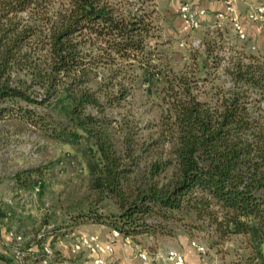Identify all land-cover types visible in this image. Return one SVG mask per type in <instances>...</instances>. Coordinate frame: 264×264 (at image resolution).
Segmentation results:
<instances>
[{"label":"trees","instance_id":"trees-1","mask_svg":"<svg viewBox=\"0 0 264 264\" xmlns=\"http://www.w3.org/2000/svg\"><path fill=\"white\" fill-rule=\"evenodd\" d=\"M158 13L156 0H0V121L81 147L93 200L60 226L134 238L200 221L219 239L242 236L243 264H264V50H245L246 35L232 48L218 26L199 41L204 58L193 51L176 69L157 50ZM139 85L159 106L147 143L160 149L148 158L113 137L114 113ZM42 176L33 166L10 179L28 193ZM108 200L112 209L95 205Z\"/></svg>","mask_w":264,"mask_h":264},{"label":"rangeland","instance_id":"rangeland-1","mask_svg":"<svg viewBox=\"0 0 264 264\" xmlns=\"http://www.w3.org/2000/svg\"><path fill=\"white\" fill-rule=\"evenodd\" d=\"M252 4L254 3L250 2L246 5L244 14ZM234 11L238 15L236 9ZM158 12L156 18L154 17L153 24L154 33L159 42L157 50L162 53L161 58L167 59L169 64L178 69L189 64L190 54L194 51L197 61L200 62L204 58V51L199 42L196 45H192L190 42L179 46L182 38H176L174 27L165 22L159 10ZM253 25L256 26L257 37L253 42L245 43V50L257 52L259 49V51H263L264 22ZM228 29L227 45L237 49L242 41L236 38L230 24ZM203 34L204 31L199 28L190 31L188 36L190 40L200 41ZM218 54L227 55V49ZM121 104L120 109L114 113L120 124V128L113 133L114 139L117 145L121 144L123 140H129L132 146H136L134 147L135 152L148 158L156 149H160L159 146H150L147 143L155 138V125L159 119V106L156 103V98L153 94L145 93L143 87L139 85ZM33 166H41L43 169L41 186L35 187V190L28 193L18 191V189L15 191L10 176L18 170ZM87 182L88 173L81 147L46 138L39 130L20 120L4 119L0 121V206H3L2 210L11 212L12 216L19 217L17 221L21 222L25 235L30 239H33L32 235L42 228L46 234L55 231V235H59L63 229L60 224L64 215H71L74 208L84 207L93 200ZM95 205H104L107 209L113 208L109 200ZM45 215L49 216L47 224L43 225L41 220ZM14 220L9 222L12 224ZM166 224V228L170 231L168 234H140L134 238L129 237V242L121 240L119 256L112 260V255H110L109 259L113 262H121L123 257L128 256L126 254L129 252L128 250L133 255L137 249L145 250L153 258L156 252L174 248L183 254L187 260L186 264H243L249 253L242 236L230 235L219 239L211 227L200 221H196L195 224H198L196 228L184 225L183 222L168 221ZM90 226L91 223L84 224L83 230L80 232L92 233L88 229ZM192 240L203 244L205 247L203 255H199L191 247L190 241ZM262 250L264 252V246H262ZM54 252L59 254L60 250L53 246L52 253L54 254ZM77 258L83 264L89 259L86 252H80ZM68 260L71 264V261L73 262L75 259L70 257ZM132 262L137 264L135 259H132ZM153 264L163 263L153 259Z\"/></svg>","mask_w":264,"mask_h":264},{"label":"crops","instance_id":"crops-1","mask_svg":"<svg viewBox=\"0 0 264 264\" xmlns=\"http://www.w3.org/2000/svg\"><path fill=\"white\" fill-rule=\"evenodd\" d=\"M183 2H187L191 4L192 8L195 10L203 9L205 11L204 15L200 17V29H202L203 31H208L218 26L219 27L224 26L227 29L229 28V23L227 19L218 20L215 17V14L217 12L225 11L224 0H157L156 1L157 9L160 11V14L162 15L161 17L164 19V21L170 23V25L174 27L176 31L174 35L176 36V38L181 39L186 33L188 34L190 32L185 21L182 18H180L178 14L179 5ZM250 2L253 3L260 2L264 4V0H242L235 2L233 4V9L234 10L236 9L238 13L237 16L241 24V28L246 35L247 42H253L254 38L257 37V32H255L256 26L247 22L243 12L246 8V5ZM8 214H10L9 220L5 219L8 222L6 221L3 222L0 219V264H15L11 258L9 247L5 242V228H11L23 235L24 242L22 244V248L24 250V259L22 264H41L38 259V255L40 253V243L42 241H34L33 239H30L29 236L25 235L23 226L21 227L20 224L21 222L17 221L19 217L14 215L12 216L11 212H8ZM10 220H14L12 221V224L9 222ZM83 227L84 224L73 227L72 229L62 227L63 229L60 231L59 235H55V231L54 233H48V234L45 233L43 237V241L48 242L51 248H53V246L54 247L56 246L57 249L60 250L59 254L57 252L56 253L54 252V254L52 253L53 255L51 256V261L53 260L52 261L53 264H66V263L69 264L68 259L70 257L75 259L73 262L71 261V264H83V262L81 263L80 260H78L77 258L80 253L74 252L70 246L72 235H75L77 233H82L80 231L83 230ZM88 229L92 233H97L101 239L107 238L110 230L104 225L95 224V223L91 224V226ZM121 240L122 239L119 237L111 240L114 248V252L112 254V260L113 258L116 259L115 258L116 256H119L118 250H119V242ZM128 251L129 252H126L128 256L123 257L122 258L123 260L120 259L121 263L133 264L132 259H135L136 263L139 264L136 255L135 254L132 255V252L130 250ZM69 252L71 253L69 254ZM109 258L110 256H107V259ZM184 261L186 264L187 261L186 258L184 259ZM85 264H89V261H87Z\"/></svg>","mask_w":264,"mask_h":264},{"label":"built area","instance_id":"built-area-1","mask_svg":"<svg viewBox=\"0 0 264 264\" xmlns=\"http://www.w3.org/2000/svg\"><path fill=\"white\" fill-rule=\"evenodd\" d=\"M238 1L240 0H224L225 11L217 12L215 17L218 20L227 19L236 38L238 40H243L245 38V33L233 9V4ZM178 13L180 18L185 21L189 30L193 31L200 28V17L204 15L205 11L203 9L195 10L192 8L191 4L183 2L179 5ZM244 15L247 22L261 24L264 22V4L258 2L250 5ZM198 42L199 40L195 39L191 40L190 44L196 45ZM179 46H183V42H179ZM44 235L45 232L43 228L39 229L34 233L33 240L42 241L40 243V253L38 255L40 263L49 264L51 256L53 255L52 248L48 242L42 240ZM118 237L122 238L124 242H129V237H121L115 229H110L106 239H101L97 233H77L72 235L70 246L76 253L86 252L89 258V264H123L107 259V256L112 255L114 252L111 240ZM5 242L9 247L15 263L21 264L24 258V251L22 248L24 242L23 236L9 229L5 231ZM190 245L199 255L204 254L205 247L200 242L192 240L190 241ZM135 255L138 258L139 264H153V259L159 260L163 264H185L183 254L174 248H167L164 252H156L153 258L143 249H137Z\"/></svg>","mask_w":264,"mask_h":264}]
</instances>
